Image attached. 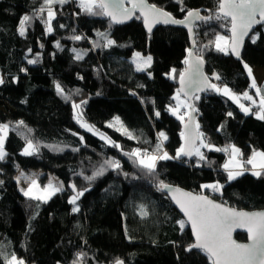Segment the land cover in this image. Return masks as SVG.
Masks as SVG:
<instances>
[{"label":"trees","instance_id":"1","mask_svg":"<svg viewBox=\"0 0 264 264\" xmlns=\"http://www.w3.org/2000/svg\"><path fill=\"white\" fill-rule=\"evenodd\" d=\"M148 1L176 19L186 17L176 0ZM77 3L52 4L54 30L47 33L44 0H0V75L5 80L0 85V124L10 127L7 156L0 161V264H7L13 254L25 264H116L117 260L124 264H213L204 251L187 250L194 244L192 233L157 183L163 180L205 194L237 210L259 211L264 209V170L257 178L246 172L227 182L216 175L227 152L204 148L207 160L196 155L192 160L182 155L175 158L183 144L185 120L178 119L181 111L175 116L169 109L176 108L178 81L192 47L185 27H159L149 35L140 17L120 26L107 16L89 14ZM218 5L219 0H184L186 9L213 17L196 25L194 52L203 58L212 83L220 87L226 83L235 94L253 92L244 64L264 70V26L253 32L259 38L255 43L247 41L242 60L237 61L215 49L217 36L230 37L229 20L215 19ZM42 7L45 11L40 13ZM24 15L33 19L25 24L21 36ZM61 24L64 27H59ZM101 33L116 43L96 47L106 44ZM74 35L83 38L73 40ZM73 49L82 53L83 59L77 60ZM134 52L152 57L149 72L134 69L130 62ZM29 59L38 62L29 64ZM213 74H219L221 80ZM56 83L71 100L57 93ZM198 97L193 103L202 138L218 148L235 145L249 170L247 161L253 151L264 152V120L254 115L258 107L246 115L214 89ZM25 99L27 103H22ZM82 100L87 101L82 105L83 118L119 148L79 127L72 101ZM156 111L159 117L154 115ZM228 112L233 115L227 116ZM117 117L136 139L109 126ZM19 121L24 124L18 125ZM160 132L167 136L162 151L174 159L158 161L153 177L124 153L136 148L155 152L162 139ZM29 139L38 152L25 156L22 152ZM108 159L119 161L121 168L107 167L104 162ZM101 166L106 168L102 176L85 179ZM19 171H41L45 174L41 183L51 176L64 185V191L47 202L29 199L16 182ZM218 179L225 181L220 194L201 187ZM73 184L77 190L88 189L79 197L80 211L75 213L69 203ZM141 205L147 216L141 215ZM179 221L185 222L184 228ZM236 239L246 242L247 236L237 234Z\"/></svg>","mask_w":264,"mask_h":264},{"label":"snow or ice","instance_id":"2","mask_svg":"<svg viewBox=\"0 0 264 264\" xmlns=\"http://www.w3.org/2000/svg\"><path fill=\"white\" fill-rule=\"evenodd\" d=\"M68 0H44V4L47 5V19L44 21L46 24L47 33L53 32L52 20L55 18V12L51 8V5L54 3L64 4L67 3ZM176 3L180 5V10L182 12H186L187 18H195L197 20L209 21L212 20L211 16H202L199 11L186 9L184 5V0H176ZM82 7L86 12L93 15H101L110 17L111 20L115 23H124L126 20L132 18L135 10L137 8L140 9L142 15L144 16V22L148 26V31L151 32L152 26L154 23L163 22L165 24H185L186 19H176L171 13L166 11L164 8L157 7L155 4H148L147 0H138L137 2L132 3L131 8L125 7L124 0H81ZM219 13L216 15V20H229L231 24V52L235 55L237 59H242L240 48L243 44V39L245 36H248L249 32L252 31L255 25L264 26V0H219ZM93 9H99V11H93ZM45 8L39 9L40 13H43ZM230 18V19H229ZM33 19L30 15H24L22 20L20 21V32L19 34L23 36L25 34V24L31 22ZM59 27H64V25H59ZM105 40L106 44H96V47H110L116 42L112 39H108L107 35L104 33L100 34ZM73 40H81L83 37L80 35H74L71 37ZM259 38L258 33H253L252 36H249V39L252 43L256 42V39ZM215 49L219 52H223L228 54V40L224 36H217L215 41ZM42 47V45H41ZM56 47L59 48V41L56 43ZM205 47H208L206 45ZM31 49H29V52ZM76 53L75 58L77 60L83 59V54L77 52L76 49L72 50ZM139 53H136V56H139ZM191 50H189V56H191ZM29 64H36L38 61L35 59H29L27 61ZM152 57L148 56L144 63L146 65H151ZM185 64L188 65V69L186 73L180 74V84L181 89L180 92L184 91V87L195 84V91H202L206 88L214 89L216 92L222 93V95L229 97L233 101L239 104L241 99L240 95H236L232 92V90L227 86L226 83L223 84V87L217 86L215 83H211L207 76L204 75L202 71V65L204 60L201 56H196L195 62H190V60L186 59L184 61ZM244 68L247 70V74L251 77V87L256 90V94L260 96V111L255 113L258 119L264 120V95H261V87L257 85L255 78L253 77L252 68L245 63ZM137 71H144V69L137 64ZM23 72H27V69H21ZM175 72V69L172 70ZM150 75V74H149ZM216 80H221L219 74H213ZM187 76V81L185 77ZM83 79V77H81ZM5 80L2 75H0V85H3ZM143 87V85H140ZM56 91L59 95L63 96L66 101L71 100V96L67 94L64 88L56 83L55 85ZM180 92L177 93V97H179ZM76 94L80 93L79 89L75 90ZM99 94V93H97ZM135 95V93H133ZM186 96L187 92L184 93ZM243 99L252 101L255 103L253 96L249 95L248 92H244L242 94ZM195 99H199L198 96ZM22 103H27L25 99ZM86 100H82L79 104L75 101H72V107L76 110L81 109L83 104H86ZM241 110L248 114L250 109L245 107L243 104L239 105ZM179 107H185L192 112L197 111L195 107L191 104L181 103L178 105ZM177 109H169L173 115L177 114ZM188 113L186 112L185 115ZM156 117L160 116V112L156 111L154 113ZM233 115L232 112H228L227 116L231 117ZM78 123H81V126L84 127L89 132H94V128L91 125H88L86 122L82 121V113L74 116ZM178 119L181 121L184 120V116H178ZM116 121L119 122V117L116 118ZM23 121H19L18 125H23ZM111 126V125H109ZM188 125H185L187 129ZM196 129L199 128L197 124ZM223 127V126H222ZM9 128L8 124H0V161H3L7 152L5 151V139L7 137V130ZM219 130V129H218ZM122 131L128 135L130 139H136V137L128 131L127 128H123ZM203 133L197 131L196 139L200 140V145L196 146L188 137H185V144L187 147H181L177 150L176 157L179 158L181 155L183 156H192L195 154L199 157L200 160H207V157L203 152L200 151V148H207L208 150H215L218 152H230V161L226 163L223 167L227 170V179L228 181L235 180L237 177L242 176L244 172L241 171H232L230 170L233 166L240 167L239 161H235V157L242 155L241 150L237 148L235 145H229L225 148L215 147L211 143H206L202 138ZM181 136H185V133H181ZM158 137L162 138L161 142L156 145L155 152H149L148 149L136 148L132 152L124 153V155L129 156L132 159L133 163L136 164L142 170H146V174L155 177L157 175L156 167L157 162L160 160H170L174 159L168 155L167 152L162 151L163 141L167 140V136L164 132L158 133ZM102 140H106L107 143L111 144L113 147L119 148L120 146L116 144L114 141L106 138L103 134L100 135ZM81 141H83V137H80ZM147 143V141H145ZM54 150L62 151L63 149L58 146H49ZM79 149H73V151H78ZM122 151V149H121ZM38 152V146L35 145L32 140L27 141V146L23 150V155L31 156ZM260 157L262 163L260 167L264 168V152H256L253 151L252 157L247 161L248 164L256 167V158ZM235 161V164H233ZM104 164L112 169H120L121 165L119 161L108 159L104 162ZM106 168L101 166L98 170H96L91 176H86V180H94L98 176H102L105 172ZM254 176L259 177L261 175L260 172H253ZM83 175V173H81ZM127 177L128 173H124ZM21 176H24V173H21ZM139 178V177H137ZM20 177H17L19 180ZM30 179V184L27 189H21L23 195L28 197L29 199L39 200L42 202H46L51 199L56 193L61 192L63 190V185H53L51 182L46 186L43 190V194L36 195L33 193V188L37 187V183L35 179ZM3 181H0L2 184ZM205 189H211L215 192H221L223 189V185L217 183L213 184H205L201 186ZM72 190L74 191V195L70 198L69 203L72 205L77 204V200L79 197L83 196L85 191H88L87 188L83 190H77L76 185H71ZM157 189L161 192H172L174 195L172 199L175 200L176 204L179 205L181 210L187 217V221L191 225L192 232L195 236L196 243L189 246L188 251H192V249H201L207 252L213 259V264H264V212H242L237 211L233 208L226 207L223 204L216 203L214 200L210 199L205 195H193L192 193L182 192L178 188H172L170 185L166 184L163 180H160L157 183ZM79 206H75L72 208V212H79ZM141 215L147 216L148 212L144 209V206L141 205ZM181 228H184L185 222L179 221ZM237 228H246L249 239L251 240L250 244H241L237 243L232 238V233ZM80 255V254H78ZM7 264H25L23 259H18L14 254L7 260ZM73 264H79V261H73ZM116 264H124V261L117 260Z\"/></svg>","mask_w":264,"mask_h":264},{"label":"water","instance_id":"3","mask_svg":"<svg viewBox=\"0 0 264 264\" xmlns=\"http://www.w3.org/2000/svg\"><path fill=\"white\" fill-rule=\"evenodd\" d=\"M97 1L99 2V0H97ZM124 2H125V7H126V8H131V7H132V3H133V2H137V3H138V0H124ZM147 3L150 4L148 0H147ZM199 13H200V12H199ZM218 14H220V13H219V10H218ZM200 15H201V13H200ZM136 17H140V18L142 19V21H143V25H144V27L146 28V30H147V32H148L149 35H152V34L154 33V31H155L157 28H159V27H172V26H174V27H179V26H181V27H185V28L189 31V33H190L191 44H192V47H191V49H190L192 55L189 56V54H188L187 59L190 60V62H195V58H196L197 55H196L195 52H194V47H195V45H194V30H195L196 25H198L199 23L205 22L204 20H197V19H195V18H187V19H186V17H185V18H184V19H186V23H185V24H170V23H169V24H165V23H163V22L161 21V22L154 23L153 26H152V30H151V32H149V31H148V26H147V25L145 24V22H144V16L142 15L140 9L137 8V9L135 10V12H134V14H133V16H132L131 19L126 20L124 23H115V22H114V23H115L116 25H120V26H122V25H127V24L133 22V21L136 19ZM108 18L111 19L110 17H108ZM229 19H230V18H229ZM258 27H261V25H255V26L253 27L252 31L249 32L248 36H245V37H244V39H243V44H242V46H241V48H240L241 57H242V55H243V52H244V48H245V46H246V43H247V41L249 40V36H251L252 33L258 29ZM229 34H230V37H229V39H230V44H229V54H230L235 60H237V61H241L242 59H237V58L235 57V55L232 54V52H231V43H232V41H231V37H232V33H231V24H230V33H229ZM187 69H188V65L186 64V68H185V71H184L183 73H186ZM205 70H206V68H205V63H203V65H202V71H203L204 75L207 76ZM207 77H208V76H207ZM185 79H186V81H187V76L185 77ZM208 79H209V78H208ZM209 81L211 82L210 79H209ZM211 83H212V82H211ZM181 87H182V86H181V84H180V78H179V81H178V92H180ZM195 87H196L195 84L191 85L190 88H189L188 86H185V87H184V91H183V92H180V94L182 95V97L185 98V99L188 101V103L191 104V105H193V106H194L193 100H194V98H195L196 96H201V95H203V94H205V93H208V92H210V91L213 90V89H210V88H206L205 90H202V91H195ZM185 92L188 93L187 96L184 94ZM197 124H198V123H197V113H196V111H195V112L190 111V114H189L187 120L185 121V123L183 124V128H182L183 133H185V136H183V144H182V147H187L186 144H185V137H188V138H189V139H190V140H191L196 146L199 145L200 140H199V139H196V133H197V131L199 132V128L196 129V127H195ZM185 125H188L187 129L185 128ZM194 155H195V154H193V155L190 156V157H189V156H183V155H182V156H183L185 159H187V160H192L193 157H194ZM171 187H172V188H178V189H180L182 192L192 193L193 195H205V194H200V193L190 192V191L184 190V189H182V188H180V187H177V186H171ZM73 192H74V191H73ZM164 193L170 198L171 202L173 203L174 207H175L176 210L178 211L179 215L183 218V220H184V221L186 222V224L188 225V227H189V229H190V231H191V233H192L193 241H194V243H196L195 236H194V234H193V232H192V229H191V225H190V223L187 221V217H186V215H185L184 212L181 210V208L179 207V205L176 204L175 200L172 199V196L174 195V193H172V192H164ZM74 194H75V193H74ZM205 196H207V195H205ZM208 197H209V196H208ZM209 198H210V197H209ZM210 199H212V198H210ZM212 200H213V199H212ZM214 201H215L216 203L223 204V203L218 202V201H216V200H214ZM223 205H225L226 207L232 208V207H230V206H228V205H226V204H223ZM233 209H235V208H233ZM235 210H237V209H235ZM237 211L253 213V212H264V209H263V210H259V211H245V210H237ZM237 234H244V235H246V236H247V241H246V242H239V241L236 239V235H237ZM232 238H233L237 243H241V244H250V243H251V240L249 239V234H248L246 228H237V229H235V230L233 231V233H232ZM198 250H201V249H198ZM202 251H204V250H202ZM204 252H205V251H204ZM205 253H206V254L212 259V257H211L207 252H205ZM212 262H213V259H212Z\"/></svg>","mask_w":264,"mask_h":264},{"label":"rangeland","instance_id":"4","mask_svg":"<svg viewBox=\"0 0 264 264\" xmlns=\"http://www.w3.org/2000/svg\"><path fill=\"white\" fill-rule=\"evenodd\" d=\"M78 1V3L77 4H79V5H81L82 6V4H81V0H77ZM98 2V1H97ZM224 37H226V36H224ZM227 38V40H228V45L230 44V39L228 38V37H226ZM257 40V39H256ZM136 53H139L140 55L139 56H136ZM228 53H229V47H228ZM189 54V53H188ZM148 56H150V55H144L142 52H134L133 53V55H132V57L130 58V62H131V64L133 65V67H134V69L136 70V65L137 64H139L143 69H144V71H137V72H149L150 71V68H151V66H152V63H153V59H152V62H151V65L149 66V65H146L145 63H144V61L146 60V58L148 57ZM253 70V69H252ZM255 90V89H254ZM248 92V94L249 95H251V96H253V99L255 100V103H253V106L252 107H254V108H256V107H258V112L260 111V108H259V104H260V96L259 95H257L256 94V90H255V94H253L252 92H250V91H247ZM178 93V92H177ZM236 95H240L241 96V99H240V101H239V104L237 103V105H240V104H243L245 107H248L247 105H246V101H249V100H245V99H243V97H242V94H236ZM261 95H264V86L261 88ZM177 97V94H176V96H175V99H176V108L175 109H177L178 108V105H180L182 102L183 103H186V104H189L188 103V101L185 99V98H183L182 97V95L180 94L179 95V97L178 98H176ZM77 104H79V103H77ZM249 109H250V111H251V108L250 107H248ZM181 110H183V111H185V113L187 112L188 114L185 116L186 117V119L188 118V116H189V114H190V110L189 109H186L185 107H179L178 108V111H177V114L175 115V116H177L178 115V113H179V111H181ZM73 112H74V116H76V115H78V114H80V113H82V106H81V109H79V110H76V109H74L73 108ZM181 113V112H180ZM75 119V118H74ZM75 121L77 122V120L75 119ZM82 121L83 122H86L88 125H91V124H89L84 118H83V115H82ZM185 123V122H184ZM77 124L79 125V127L83 130V131H86V132H88V133H90V134H92V135H94V136H96V137H98L99 139H101L100 138V135L101 134H103L101 131H99L97 128H95L93 125H91V126H93V128H94V132H89V131H87L84 127H82L81 126V123H78L77 122ZM122 126H123V128H126L123 124H122V122H121V120L119 119V122H117L116 121V118L114 119V121L111 123V127H116V129H117V131H119V132H122L123 133V131H122ZM9 130H10V127L8 128V130H7V137H6V139H5V145H6V142H7V138H8V136H9ZM106 138H108L105 134H103ZM109 139V138H108ZM102 140V139H101ZM104 142H107L106 140H103ZM109 144V143H108ZM199 145H200V143H199ZM198 145V146H199ZM27 146V145H26ZM25 146V147H26ZM5 151H6V149H5ZM200 151L202 152V148H200ZM261 152V151H260ZM23 153V152H22ZM229 155V153L227 152V154H226V156H228ZM229 161H230V158L228 159V163H229ZM260 162V164H261V161H259ZM243 167H244V164H243ZM252 167H253V165H252ZM232 169H236V168H233L232 167ZM234 171H237V170H234ZM246 170H243V172H244V174L246 173L245 172ZM21 173H24V176H21ZM41 174V171H19V173L17 174V176H16V182L18 183V185H19V188H20V190L21 189H27L28 187H29V184H30V179L29 178H31V179H35L36 180V183H37V187H35V188H33V193L34 194H36V195H41V194H43V190L46 188V186L51 182L53 185H61L62 183L60 182V181H58V180H56V179H54L53 177H51V176H49V181L47 182V181H44V183H41V181H42V178H43V176L44 175H40ZM217 174H219V173H216V175ZM252 174V173H251ZM224 176V175H223ZM17 177H20V179L19 180H17ZM240 177V176H239ZM238 178V177H237ZM236 178V179H237ZM226 179H227V177H226ZM233 181V180H232ZM219 183V184H221V185H223L224 186V183H225V181H223V180H221V179H218L215 183ZM227 182H230V181H228V179H227ZM210 184H213V183H210ZM22 192V191H21ZM214 193H222V191L221 192H215V191H213ZM58 193H60V192H58ZM58 193H56V194H58ZM22 194H23V192H22ZM55 194V195H56ZM54 195V196H55ZM54 196H52V197H54ZM52 197H51V199H52ZM50 200V199H49ZM49 200H47V201H49ZM46 201V202H47ZM78 201V200H77ZM75 206H78L77 204L76 205H74V207Z\"/></svg>","mask_w":264,"mask_h":264},{"label":"crops","instance_id":"5","mask_svg":"<svg viewBox=\"0 0 264 264\" xmlns=\"http://www.w3.org/2000/svg\"><path fill=\"white\" fill-rule=\"evenodd\" d=\"M252 72H253V77L255 78V80H256V82H257V85L259 86V87H263L264 86V70H252ZM250 79H252L251 77H250ZM220 87V86H219ZM234 93V92H233ZM253 94H255V90L252 92ZM222 94V93H221ZM235 94V93H234ZM227 97V96H226ZM229 98V97H228ZM230 99V98H229ZM234 104H236L237 105V103L235 102V101H233L232 99H230ZM246 105L248 106V107H250L251 108V111L248 113V114H251V112H253L252 111V109H253V102L252 101H246ZM239 108H240V106L239 105H237ZM240 110H241V108H240ZM242 111V110H241ZM181 112H183L184 113V115H185V111H183V110H181ZM243 112V111H242ZM244 113V112H243ZM255 113H257V112H255ZM255 113H254V115H255ZM245 114V113H244ZM248 114H246V115H248ZM186 116V115H185ZM256 116V115H255ZM257 117V116H256ZM184 120L186 121V117H184ZM217 142H219V143H221L222 141H221V139H220V137H218L217 138ZM204 148H202V150H203ZM214 150V149H213ZM230 158V153H229V155L228 156H226V157H222V163H221V166H220V168L216 171V173H219V174H217V177H223V178H226L227 177V170H225V168L223 167L226 163H228V159ZM235 161H239V164H240V167H235V166H233V168H236V169H230V170H232V171H234V170H237V171H243V170H246L245 172H248V173H250V175L253 177V178H257V176H254L253 174H251V173H253V172H261L262 170H264V168H262V167H260V162L259 161H261V163H262V160H261V158L260 157H257L256 158V161H255V163H256V167L254 168V167H252V165H251V168L249 169V170H247L245 167H243V162H242V160H241V157H240V155L239 156H236L235 157ZM235 161H233V164H235ZM40 175H44L45 176V174L43 173V172H41V174ZM224 175V176H223ZM43 176V177H44ZM49 176H47L46 177V181L48 182L49 181ZM63 185V184H62ZM64 191V185H63V190L61 191V192H63Z\"/></svg>","mask_w":264,"mask_h":264},{"label":"built area","instance_id":"6","mask_svg":"<svg viewBox=\"0 0 264 264\" xmlns=\"http://www.w3.org/2000/svg\"><path fill=\"white\" fill-rule=\"evenodd\" d=\"M180 115H183L184 117H185V115H184V113L182 112V113H180Z\"/></svg>","mask_w":264,"mask_h":264}]
</instances>
